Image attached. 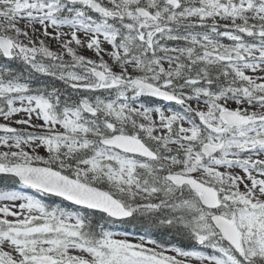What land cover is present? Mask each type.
<instances>
[{
    "label": "snow or ice",
    "instance_id": "1",
    "mask_svg": "<svg viewBox=\"0 0 264 264\" xmlns=\"http://www.w3.org/2000/svg\"><path fill=\"white\" fill-rule=\"evenodd\" d=\"M0 264H264V0H0Z\"/></svg>",
    "mask_w": 264,
    "mask_h": 264
},
{
    "label": "trees",
    "instance_id": "2",
    "mask_svg": "<svg viewBox=\"0 0 264 264\" xmlns=\"http://www.w3.org/2000/svg\"><path fill=\"white\" fill-rule=\"evenodd\" d=\"M50 78H41V83H50ZM56 86L60 87L61 85L59 84V82H56Z\"/></svg>",
    "mask_w": 264,
    "mask_h": 264
}]
</instances>
